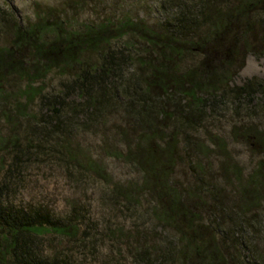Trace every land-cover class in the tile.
<instances>
[{"label":"trees","instance_id":"16d2710c","mask_svg":"<svg viewBox=\"0 0 264 264\" xmlns=\"http://www.w3.org/2000/svg\"><path fill=\"white\" fill-rule=\"evenodd\" d=\"M157 1L160 9L166 4L171 12L152 27L129 20L85 25L81 32L64 30L62 24L28 30L17 26L16 34L37 56L36 66L31 71L23 68L27 61L12 66L1 61L0 80L19 72L26 82L14 104L21 114L37 103L38 112L25 117L31 135L25 148L49 152L79 173L95 176L108 185L115 206H150L163 235L156 234L153 242L139 231L122 239L115 236L123 240L133 264H264V247H259L264 233V158L245 173L232 165L225 142L211 137L209 153L221 160L218 185L192 158L195 152L208 157L207 145L196 147L191 139L218 104L235 112L247 108L250 115L264 110V79L230 86L246 55L264 57V0ZM48 33L52 39H40ZM121 40L125 43L118 49L111 46ZM88 50L98 54L96 63L82 59ZM71 65L80 70L57 93L35 87L39 74ZM128 65L134 66L133 74H126ZM114 112L122 114L120 126L111 131L114 146L106 142L101 151L134 168L140 176L137 184L111 183L100 163L74 149L72 136L78 129H96L103 139L109 138L103 127ZM230 135L246 139L251 151L264 156V134L258 126L250 133L233 127ZM11 150L15 164L23 154L19 144ZM178 170L183 182L177 181ZM1 171L0 264H71L65 257L46 255L44 237L78 239L74 208L69 215L73 220L60 222L42 206H15L7 200L10 178H1Z\"/></svg>","mask_w":264,"mask_h":264},{"label":"rangeland","instance_id":"374dc122","mask_svg":"<svg viewBox=\"0 0 264 264\" xmlns=\"http://www.w3.org/2000/svg\"><path fill=\"white\" fill-rule=\"evenodd\" d=\"M163 7L160 9L157 0H0V51H5L0 52V63L4 61V66H12L16 61L20 60L21 64L27 61L23 68H29L31 71L33 66H36L37 56L23 41V37L16 34L17 26L28 30L39 24H62L64 30L81 32L85 25H116L120 21L129 20L152 27L160 24L162 18L170 14L171 10L167 5L164 4ZM41 38L46 42L52 39V36L48 33L41 35ZM124 40H121L118 46H111L118 49L127 38ZM30 43L33 41L30 40ZM91 51L93 50L86 51L82 59L96 63L98 54ZM131 65L126 66V74H133L134 66ZM79 70L78 66L71 65L41 73L35 87L41 86L44 93H57L63 85L71 82L73 74ZM16 74L20 76L19 72ZM17 75L7 74L0 80V170L2 169L1 178L5 175L10 178V194L7 200L20 207L42 206L53 211L56 220L60 222L72 219L69 215L72 214V207L74 208L80 223L79 238L73 241L55 235L45 236L46 255L65 257L71 264H133L121 240L122 235L139 231L149 242L155 240L160 230L150 216V206L147 207L144 202L136 209L115 206L111 202L110 188L95 176L79 173L76 167L58 161L55 155L49 152L40 154L37 148H25L27 140L31 137L30 124L25 117L37 113L38 108L35 103L22 114L14 108L26 84ZM251 79H264V57L246 55L242 68L232 79L230 86H240ZM257 113L250 115L249 110L244 107L240 112H235L230 106L220 107L218 104L205 116L196 133L191 135V139L196 142V147L199 143L203 146L209 144L207 140L211 137L222 139L227 148L225 154L233 160L232 165L247 173L254 168L259 158L264 156L251 151L246 139L242 142L234 140L230 131L233 127H244L250 133L256 125L264 134V110ZM121 116V112H114L106 117L103 130L109 138L104 136L103 139L96 129L90 131L85 128L78 129L72 137L77 152L87 154L88 158L100 163L111 183L124 186L137 184L140 180L139 174L134 168L115 160L103 151L106 142L114 146L111 131L113 127L120 126ZM249 141L252 143L254 140ZM16 144H19V153L23 155H18L20 159L14 164L13 157L16 154H13L11 148ZM206 148L208 150L204 154L208 157L195 152L192 158L201 162L209 170V175L215 179L212 180L219 185L220 157L216 158L213 153H209V150L213 149L209 145ZM5 171L9 173L5 174ZM177 174V181L183 182L179 170ZM187 179L188 177H185V181ZM116 235H120L121 239L116 238ZM261 236L263 242L259 243V247L263 248L264 233Z\"/></svg>","mask_w":264,"mask_h":264}]
</instances>
